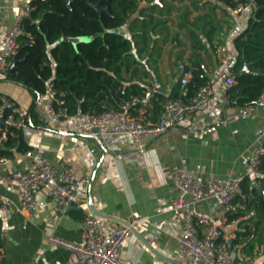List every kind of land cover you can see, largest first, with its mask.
I'll use <instances>...</instances> for the list:
<instances>
[{"label":"crops","instance_id":"obj_1","mask_svg":"<svg viewBox=\"0 0 264 264\" xmlns=\"http://www.w3.org/2000/svg\"><path fill=\"white\" fill-rule=\"evenodd\" d=\"M29 1L0 0V13L6 27L12 26L19 6ZM153 1L138 0L142 13L136 19L135 14L127 20V23L131 20L135 23L131 32L127 26L122 30L127 37L133 35L135 45L129 66L121 70L123 88L136 84L145 90L149 80L156 77L163 91L171 94L177 87V96L184 97V86L179 80L191 66L193 53L199 57L201 72L208 83L219 86L221 74L230 71L235 60L233 39L249 27L256 7L249 5L242 18L235 20L227 16L228 7L219 0ZM147 17L151 19L143 40L140 31L138 36L135 33ZM144 44L146 46L137 52ZM225 52L230 53L227 65L221 61ZM248 66L247 63V71ZM5 74L0 73V92L30 109L31 93L8 80ZM44 103L42 95L34 104V115L29 112L27 124L21 131L23 141L28 148L40 149L54 164L63 161L78 175L88 176L90 185L80 193L78 201L67 205L63 212L53 208L48 194L50 184L38 191L29 217L0 212V264H68L67 252L49 245L47 237L54 234L68 240L78 239L81 218L89 205L121 221H127L129 216L145 219L135 225L141 238L133 233L125 238L120 249L122 261L185 264L177 249L183 225L170 207L176 193L173 174L183 163L203 178L243 177L247 207L231 210L229 213L237 215L235 221L222 231L228 241L240 238L247 248V242L253 243L252 264H264V252H257V240H264V214L258 210V201L248 204L252 189L264 194V172L247 173L239 162L242 155L256 146L255 133L264 126V105L257 106L243 119L238 117L235 106L220 107L211 98L164 133L139 145L130 135L80 134L76 130L77 121L72 117L50 124L43 114ZM152 105L148 107L151 121L156 117ZM10 149V161L0 165V193L16 202L17 194L4 184L3 175L11 168L24 167L28 160L14 147ZM200 207L217 215L212 200L203 201ZM97 220L105 230L123 226L112 219L97 217Z\"/></svg>","mask_w":264,"mask_h":264},{"label":"built area","instance_id":"obj_2","mask_svg":"<svg viewBox=\"0 0 264 264\" xmlns=\"http://www.w3.org/2000/svg\"><path fill=\"white\" fill-rule=\"evenodd\" d=\"M226 13L230 18H242L254 0H232ZM33 6L22 3L15 15L12 26L6 27L0 13V73H6L12 64L17 47V38L22 32V21L30 15ZM232 30V29H230ZM230 53L222 54V63L227 65ZM190 71H184L179 82L187 84ZM235 78L229 70L221 74L219 86L200 85L185 100L173 97L158 85V79L152 77L149 87L141 95L131 96L122 101L117 108L100 112L81 109L82 98L77 99L73 113H70L63 98V93L56 94L51 81H46L43 114L50 124H56L67 118L76 119V130L83 135L108 136L130 135L137 139L139 145L150 138L164 133L170 127L199 109L213 98L220 107L233 105L240 118H247L257 106L264 105V88L252 104L236 106L230 98L229 91ZM160 99V108L151 121L148 107L153 100ZM235 104V105H234ZM29 118V110L0 92V145L8 144L24 129ZM97 128L98 131L93 129ZM256 146L240 157V164L246 172L260 175L259 165L264 157V126L255 133ZM28 162L22 168H11L3 175L4 184L14 190L18 200L15 202L0 193V212L19 213L29 217L36 204L38 191L50 184L48 194L56 211L63 212L69 203L78 201L79 195L90 185L88 176L78 175L71 165L60 161L54 164L40 149L28 148L22 152ZM10 161V157L0 156V165ZM242 176L207 177L193 172L186 164H180L173 174L176 190L171 199V210L179 218L183 230L178 238V253L185 264H252L254 255L248 253L241 243L228 241L223 235V228H229L234 218L227 212L237 208H246L247 193L242 186ZM212 200L217 208V215L200 207L203 201ZM145 219L129 216V226L105 230L98 224L97 217L89 209L83 212L81 232L78 239L68 240L51 234L47 237L49 245L60 247L67 252L68 264H134L124 262L120 249L125 238L131 233L129 227ZM257 252H264V244L258 246Z\"/></svg>","mask_w":264,"mask_h":264},{"label":"trees","instance_id":"obj_3","mask_svg":"<svg viewBox=\"0 0 264 264\" xmlns=\"http://www.w3.org/2000/svg\"><path fill=\"white\" fill-rule=\"evenodd\" d=\"M219 1L227 7L234 3L232 0ZM29 3L33 10L22 21V32L17 38L13 56L14 67L5 74L8 80L31 93L33 102L29 112L34 115V104L44 95L46 81L53 83L57 95L63 93L70 113L74 112L79 98H82L80 106L83 111L100 112L117 108L131 96L143 94L144 90L136 84L123 88L121 75L122 68L129 66L131 49L135 46L133 35L127 37L122 30L127 26L131 32L135 23L133 20L127 23V20L135 14L136 19L142 13L138 0H69L68 4L65 0H30ZM96 3L97 7L103 9L96 10L92 6ZM254 6L255 18L248 28L233 39L235 60L230 72L235 83L230 88L229 96L235 100L236 106L252 104L264 88V0H254ZM150 19L147 17L140 22L135 36L140 31V37L146 39L145 27ZM78 36L88 37L89 40L79 41L75 45L68 40ZM145 46L137 48V52ZM191 57L193 59L188 69L191 77L184 85L185 95L180 97L183 100L200 85L209 84L201 72L199 57L194 53ZM244 62L249 64V69L241 72ZM176 88L171 93L173 97H178ZM150 104H153L152 113L157 114L160 99ZM10 146L18 152L28 149L21 132L8 144L0 145V156H11ZM259 170L264 172V157ZM242 186L247 193L243 182ZM249 193L251 199L248 204L258 201V210L264 214V194L255 189ZM227 215L229 218L237 216L229 212ZM234 241L241 243L240 238ZM257 242L258 246L264 244L261 239ZM247 245L248 248L242 244L248 253L253 254L251 250L254 244L247 242Z\"/></svg>","mask_w":264,"mask_h":264},{"label":"water","instance_id":"obj_4","mask_svg":"<svg viewBox=\"0 0 264 264\" xmlns=\"http://www.w3.org/2000/svg\"><path fill=\"white\" fill-rule=\"evenodd\" d=\"M67 2V4L69 3V0H65ZM159 0H154L153 3H158ZM96 10L100 11L102 10L103 8H99L97 7L98 6V3L96 4H93L92 5ZM73 45H75V43L79 42V41H88L89 38L88 37H83V36H78V37H71L68 39ZM14 67V59L12 61V64L11 66L9 67V69L6 71L7 73H9ZM247 71V63L244 62L243 64V68L241 70V72H245ZM94 131H98L97 128H94L93 129ZM260 188V187H259ZM71 203H69L68 205H70ZM89 211L95 215L96 217H102V218H107V219H112V220H115V221H118L120 222L123 226H129L128 223L126 221H121L120 219H117L111 215H107V214H103V213H100L99 211H96L95 209H93V206L92 205H89ZM131 233L135 234L137 237L141 238L140 234L138 233V231L135 229V227L131 226L129 227ZM230 242V241H229ZM145 243V242H144Z\"/></svg>","mask_w":264,"mask_h":264}]
</instances>
